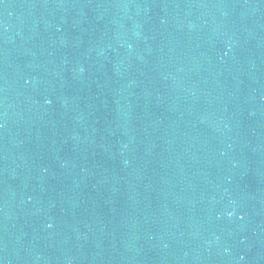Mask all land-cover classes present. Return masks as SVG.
<instances>
[{
    "label": "water",
    "instance_id": "95a60500",
    "mask_svg": "<svg viewBox=\"0 0 264 264\" xmlns=\"http://www.w3.org/2000/svg\"><path fill=\"white\" fill-rule=\"evenodd\" d=\"M0 264H264V0H0Z\"/></svg>",
    "mask_w": 264,
    "mask_h": 264
},
{
    "label": "clouds",
    "instance_id": "9594fccd",
    "mask_svg": "<svg viewBox=\"0 0 264 264\" xmlns=\"http://www.w3.org/2000/svg\"><path fill=\"white\" fill-rule=\"evenodd\" d=\"M229 215H231V214L229 213Z\"/></svg>",
    "mask_w": 264,
    "mask_h": 264
}]
</instances>
